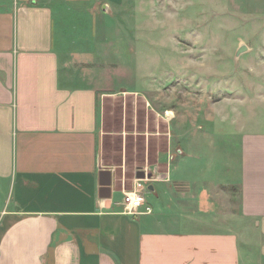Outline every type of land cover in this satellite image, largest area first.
<instances>
[{"label":"crops","instance_id":"1","mask_svg":"<svg viewBox=\"0 0 264 264\" xmlns=\"http://www.w3.org/2000/svg\"><path fill=\"white\" fill-rule=\"evenodd\" d=\"M131 3L0 0V264H244L238 227L256 236L263 264L264 114L251 109L264 102V40L242 42L255 54L242 82L247 104L226 117L236 141L224 148L223 179L212 169L210 135L181 118L172 142L171 119L154 99H145L154 115L141 133L107 127L105 102L129 92L103 88L102 58L72 48L86 36L82 16L70 12L97 16ZM258 22L264 29V15ZM258 27L253 39L264 38ZM129 138L141 139L139 150L127 148ZM145 167L157 176L147 183L154 208L120 213L122 189ZM213 212L224 226H203Z\"/></svg>","mask_w":264,"mask_h":264},{"label":"rangeland","instance_id":"2","mask_svg":"<svg viewBox=\"0 0 264 264\" xmlns=\"http://www.w3.org/2000/svg\"><path fill=\"white\" fill-rule=\"evenodd\" d=\"M127 1L132 3L126 9L97 16L88 14L85 17L77 8L70 12L72 17L82 16L79 34L86 36L84 42L77 39L72 43V48L93 50L102 58L106 81L103 88L133 92H121L119 98L105 102L107 127L124 130L126 124L128 133L136 134L133 133L137 132L136 128L141 133L144 120L148 115H154L145 107V99H154L152 105L171 119L172 142L180 141L174 130H180L181 118L200 126L193 127L199 137L206 136L208 141L210 135L212 147H217L211 157L215 175L223 179L229 177L224 169L230 159L223 152L224 148L228 152L236 137L228 134L234 126L226 117L231 109L233 112L242 109V97L248 91L242 85L247 73L246 62L255 54L254 50L248 52L245 48L240 53L237 51L246 45L243 41L264 40L251 37L253 29L259 25L258 29L263 28L258 21L263 19L264 0ZM249 78L261 83L262 77L250 75ZM254 106L251 110L255 111L256 117L264 114V102ZM167 109L171 111L166 114ZM243 109L245 111L246 106ZM199 143L205 152L208 147L203 144L207 143ZM132 145L139 150L141 139L130 141L129 138L126 146L130 149ZM232 163L236 165L235 156ZM173 166L169 162V168ZM3 196V204H8L5 190ZM146 199L151 205L155 204L154 194L150 191L146 193ZM208 216L204 227L224 226V223L213 222L214 218H221L217 213ZM239 222L240 216H236L230 224L236 227ZM243 226L250 227L251 223ZM237 229L244 264H258L256 236H252L251 230L248 233V230Z\"/></svg>","mask_w":264,"mask_h":264},{"label":"built area","instance_id":"3","mask_svg":"<svg viewBox=\"0 0 264 264\" xmlns=\"http://www.w3.org/2000/svg\"><path fill=\"white\" fill-rule=\"evenodd\" d=\"M138 171L144 173V177H135L129 188L122 189L120 213L127 215H137L150 213L151 205L147 202L145 193L148 192L147 183L156 180L157 176L147 167L140 168Z\"/></svg>","mask_w":264,"mask_h":264},{"label":"water","instance_id":"4","mask_svg":"<svg viewBox=\"0 0 264 264\" xmlns=\"http://www.w3.org/2000/svg\"><path fill=\"white\" fill-rule=\"evenodd\" d=\"M244 48L246 50L247 49V46L246 45H242V47H240L238 49L237 53H240V51L243 50ZM136 175H137V177H144V173L142 171H137ZM106 188H108V187H104V188H102V190L103 189H106Z\"/></svg>","mask_w":264,"mask_h":264}]
</instances>
